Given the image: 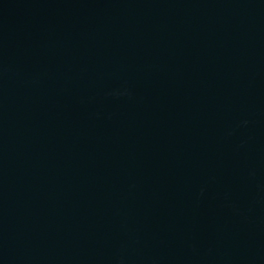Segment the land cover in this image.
<instances>
[{
	"label": "water",
	"instance_id": "1",
	"mask_svg": "<svg viewBox=\"0 0 264 264\" xmlns=\"http://www.w3.org/2000/svg\"><path fill=\"white\" fill-rule=\"evenodd\" d=\"M0 264H264V0H0Z\"/></svg>",
	"mask_w": 264,
	"mask_h": 264
}]
</instances>
